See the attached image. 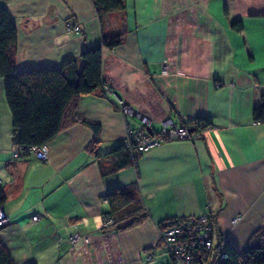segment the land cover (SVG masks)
Here are the masks:
<instances>
[{
	"label": "crops",
	"instance_id": "obj_1",
	"mask_svg": "<svg viewBox=\"0 0 264 264\" xmlns=\"http://www.w3.org/2000/svg\"><path fill=\"white\" fill-rule=\"evenodd\" d=\"M0 4L16 26L17 70L58 68L101 33L123 29L121 42L103 50L101 75L133 111L125 116L102 90L81 94L76 110L99 124L96 134L75 122L43 144L45 160L33 153L12 157L0 79V188L8 217L0 241L15 264H165L158 221L202 213L230 245L243 247L264 223V115L252 119L253 107L264 103V0H126L123 11L102 22L91 0ZM234 19L240 32L230 28ZM67 23L79 30H67ZM166 118L210 125L190 140L161 142L125 167L99 173L87 150L93 138L102 152L122 144L126 127L146 129L148 122L146 130L155 132ZM132 182L147 217L104 231L105 192ZM236 215L240 221L232 224ZM75 229L87 240L68 243L65 233Z\"/></svg>",
	"mask_w": 264,
	"mask_h": 264
},
{
	"label": "trees",
	"instance_id": "obj_2",
	"mask_svg": "<svg viewBox=\"0 0 264 264\" xmlns=\"http://www.w3.org/2000/svg\"><path fill=\"white\" fill-rule=\"evenodd\" d=\"M91 3L99 21L102 22L105 14L123 11L126 0H91ZM223 11L227 12L226 2ZM230 28L240 32L241 21L232 20ZM123 34V29L112 35L101 33L96 44L83 47L76 57L65 61L58 68L33 67L17 70L14 63L16 26L6 8L0 4V79L11 117V142L19 149L17 157L31 154L29 148L42 147L57 132L75 122L87 126L94 134L99 131L98 123L79 115L76 100L81 94L103 91L104 81L101 75L103 50L117 46ZM263 115L264 103L260 100L252 109V119L261 121ZM199 122H202L204 127L199 126ZM180 124L195 131L210 125L201 118H192ZM95 141L96 138L91 140L87 150L95 158L102 176L136 160L137 155L129 153L121 143L100 152L93 147ZM104 196L109 210L102 216L108 215L112 221L111 226L105 231H120L132 227L148 215L140 201L135 182L116 186L105 192ZM4 200L5 193L0 188V206L4 204ZM177 218L162 219L157 225L163 228L166 222L177 221ZM208 219L211 228L216 229L213 218L209 216ZM214 232L216 233L217 229ZM215 260L216 264H264V223L250 233L240 249L232 247L225 241L221 252L215 250ZM169 261L173 262L171 258ZM0 264H15L1 241Z\"/></svg>",
	"mask_w": 264,
	"mask_h": 264
},
{
	"label": "built area",
	"instance_id": "obj_3",
	"mask_svg": "<svg viewBox=\"0 0 264 264\" xmlns=\"http://www.w3.org/2000/svg\"><path fill=\"white\" fill-rule=\"evenodd\" d=\"M67 30H76L77 26L67 23ZM168 68L163 66L161 73L168 72ZM103 91L111 94L109 87H103ZM118 103L123 113L131 111V108L118 98ZM118 105V106H119ZM148 129V122L146 123ZM139 127L131 129L126 127L122 145L132 153H142L150 147H153L164 141H175L181 139H191L192 135H196L198 131L189 132L186 125L175 123L171 118L162 121L160 128L151 132ZM31 153L40 160L46 157V150L42 147L29 148ZM19 149L13 150L12 157H17ZM45 156V157H44ZM36 219V216L32 217ZM235 221V219H233ZM7 221V214L2 206H0V227ZM111 218L106 215L102 216L101 228L105 231L111 226ZM160 242L165 248L171 260L178 264H214L215 250L221 252L225 237L218 232H213L209 224L207 214L202 213L198 217L192 219L177 218V221L166 222L163 228H159ZM69 236V242L74 244L82 239L86 241L88 237L81 236L77 233ZM212 256V260H211ZM216 264V263H215Z\"/></svg>",
	"mask_w": 264,
	"mask_h": 264
},
{
	"label": "rangeland",
	"instance_id": "obj_4",
	"mask_svg": "<svg viewBox=\"0 0 264 264\" xmlns=\"http://www.w3.org/2000/svg\"><path fill=\"white\" fill-rule=\"evenodd\" d=\"M66 25V24H65ZM73 25H76V24H73ZM77 26V25H76ZM66 28V27H65ZM79 30V28L77 27V29L76 30H71V31H78ZM80 53V52H79ZM168 72H166V73H161V74H164V75H166ZM103 87H109V86H107V85H105V84H103ZM110 88V87H109ZM108 95H110V94H108ZM111 95H113V97H114V100L116 101V103H117V105H119V103H118V96L116 95V93L111 89ZM120 99V98H119ZM121 100V99H120ZM122 101V100H121ZM119 111H121V107H120V105H119ZM132 110V109H131ZM122 113H123V111H121ZM125 116L126 115H132V112L130 111H127V112H125V113H123ZM198 126V125H197ZM199 126H203V123L202 122H199ZM204 127V126H203ZM129 128H131V127H129ZM206 128V127H205ZM133 129V128H132ZM189 129V128H188ZM195 130H193V131H189V132H194ZM201 131H202V129L201 130H199L197 133H195L196 135H192L191 136V139L192 138H194V137H196V136H198L200 133H201ZM181 140H188V139H181ZM175 141H177V140H175ZM164 142H171V141H164ZM15 149H17L16 147H15ZM129 153H131L130 151H129ZM133 155H137L136 153H132ZM45 157V156H44ZM47 158V156L44 158V160ZM199 216V215H198ZM197 216V217H198ZM37 217V216H36ZM31 219L32 220H35V219H33L32 217H31ZM233 219H235V221L233 220ZM240 221V216H234L232 219H231V223L232 224H236V223H238ZM8 223V217H7V221H6V223H4L3 224V226H1L0 227V230L6 225ZM216 229H213V232L215 231ZM75 232H78V230H72L71 232H67V233H65V240L68 242L69 241V236L71 235V234H73V235H75L74 233ZM218 233V232H217ZM77 234H79V233H77ZM79 235H81V234H79ZM221 236L223 237V234H221ZM69 243V242H68ZM232 246V245H231ZM233 247V246H232ZM165 249V248H164ZM165 252V253H164ZM164 252H163V254L166 256V262L168 263L169 262V260H170V257H169V255L167 254V252H166V250H164ZM211 260H212V256H211ZM172 261V260H171ZM166 262H165V264H166ZM172 264H178V263H173V262H171ZM215 263H217L216 262V260H215ZM170 264V263H169Z\"/></svg>",
	"mask_w": 264,
	"mask_h": 264
},
{
	"label": "water",
	"instance_id": "obj_5",
	"mask_svg": "<svg viewBox=\"0 0 264 264\" xmlns=\"http://www.w3.org/2000/svg\"><path fill=\"white\" fill-rule=\"evenodd\" d=\"M188 130H189V131H193V128H189Z\"/></svg>",
	"mask_w": 264,
	"mask_h": 264
}]
</instances>
